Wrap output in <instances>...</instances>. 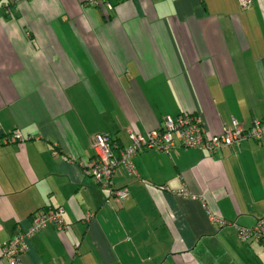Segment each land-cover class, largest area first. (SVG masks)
Masks as SVG:
<instances>
[{"label":"crops","instance_id":"1","mask_svg":"<svg viewBox=\"0 0 264 264\" xmlns=\"http://www.w3.org/2000/svg\"><path fill=\"white\" fill-rule=\"evenodd\" d=\"M182 113L208 134L264 121V0H0V264L45 208L65 228L28 236L22 264H264L238 231L264 217V138L143 149L112 173L123 199L84 172L95 136Z\"/></svg>","mask_w":264,"mask_h":264},{"label":"built area","instance_id":"2","mask_svg":"<svg viewBox=\"0 0 264 264\" xmlns=\"http://www.w3.org/2000/svg\"><path fill=\"white\" fill-rule=\"evenodd\" d=\"M252 0H238L242 8L251 4ZM92 4L103 3V0H89ZM107 3V2H106ZM130 140L129 145L118 148L112 144L110 137L100 134L93 138V157L82 163L84 172L91 176L94 181L104 188L109 189L110 197L123 199L125 191L111 187V176L118 165H123L129 172H135L133 165L134 156L145 148L168 151L178 142L181 146L204 149L214 153L225 146H238L247 139L261 140L264 138V121H255L251 127L244 128L237 121L226 126L221 132L208 134L199 116H178L176 119L167 117L163 127L152 130L146 135L132 129L127 131ZM21 140L19 132H14L10 141ZM177 193L187 196L185 187L180 188ZM212 219L220 220L216 216ZM51 224L58 230L65 228V222L61 215V209H52L37 213L31 220L26 232H19L2 245L1 255L9 264H22L20 256L27 250L26 238L36 233L45 225ZM239 237L243 241L255 240L264 248V217L259 218L251 228L238 227Z\"/></svg>","mask_w":264,"mask_h":264},{"label":"trees","instance_id":"3","mask_svg":"<svg viewBox=\"0 0 264 264\" xmlns=\"http://www.w3.org/2000/svg\"><path fill=\"white\" fill-rule=\"evenodd\" d=\"M238 1V0H237ZM186 116V115H188V116H190V115H194V116H198L197 114H185V113H182V114H179V116ZM178 117V116H177ZM176 117V118H177ZM167 118V117H166ZM166 118H164V120H163V122H162V124L160 125V127L159 128H157V130L159 129H161L162 127H163V125H164V121H165V119ZM176 118H173V119H176ZM156 130V129H155ZM128 134V133H127ZM109 136V135H108ZM110 137V139H111V141H112V144H115L118 148H120V147H123V145L122 144H120L119 143V141L117 140V139H115V138H113V137H111V136H109ZM127 146V145H126ZM145 149H147V148H145ZM149 149V148H148ZM52 209H54V208H45V209H40V210H38V211H36V212H34L32 215H31V220H32V218L37 214V213H40V212H46V211H48V210H52ZM31 223V222H30Z\"/></svg>","mask_w":264,"mask_h":264},{"label":"rangeland","instance_id":"4","mask_svg":"<svg viewBox=\"0 0 264 264\" xmlns=\"http://www.w3.org/2000/svg\"><path fill=\"white\" fill-rule=\"evenodd\" d=\"M255 244H259V242H254ZM260 246L262 247V249H263V251H264V248H263V246L260 244ZM231 252L234 254V257H240L241 256V254H240V251L237 249V248H235V247H233V249L231 250ZM264 260V259H263Z\"/></svg>","mask_w":264,"mask_h":264}]
</instances>
